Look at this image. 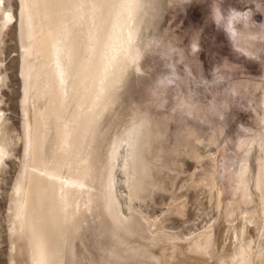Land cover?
Wrapping results in <instances>:
<instances>
[{
	"label": "bare ground",
	"instance_id": "6f19581e",
	"mask_svg": "<svg viewBox=\"0 0 264 264\" xmlns=\"http://www.w3.org/2000/svg\"><path fill=\"white\" fill-rule=\"evenodd\" d=\"M178 1L17 0L23 162L10 215L17 264H264V144L253 179L245 162L236 179L240 202L254 203L253 212L220 202V221L188 251L135 235L117 207V150L140 141L133 115L148 109L150 64L171 37ZM0 10L12 21L1 2ZM134 179L132 191L151 185Z\"/></svg>",
	"mask_w": 264,
	"mask_h": 264
},
{
	"label": "rangeland",
	"instance_id": "374dc122",
	"mask_svg": "<svg viewBox=\"0 0 264 264\" xmlns=\"http://www.w3.org/2000/svg\"><path fill=\"white\" fill-rule=\"evenodd\" d=\"M0 2L12 16L7 22L0 10V264H17L10 215L23 162L18 3ZM172 22L170 39L150 64L148 109L133 115L141 131L132 150L139 148L136 172L124 141L112 181L126 228L146 241L164 239L188 251L220 221L227 202L233 211L254 210V203L240 202L236 179L244 162L253 179L264 144V0H182ZM131 177L151 185L132 191Z\"/></svg>",
	"mask_w": 264,
	"mask_h": 264
}]
</instances>
